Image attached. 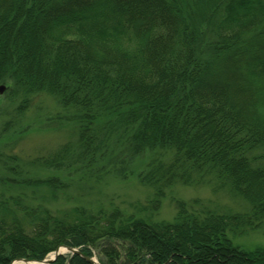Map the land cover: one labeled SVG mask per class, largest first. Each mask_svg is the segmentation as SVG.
<instances>
[{"label":"trees","instance_id":"obj_1","mask_svg":"<svg viewBox=\"0 0 264 264\" xmlns=\"http://www.w3.org/2000/svg\"><path fill=\"white\" fill-rule=\"evenodd\" d=\"M205 31L214 35L207 58L198 52ZM227 79L241 84L235 95L220 84ZM7 81L23 94L18 113L38 92L72 111L80 163L121 125L131 129L130 159L170 153L138 176L154 190L146 209L158 210L176 184L213 179L250 210L177 200L175 217L157 222L119 208L52 209L67 185L22 178L10 157L22 180H5L0 192V264L42 261L60 246L97 252L100 264H264V248L229 237L264 220V0H0ZM72 155L64 145L35 163L61 170ZM51 264L90 263L66 253Z\"/></svg>","mask_w":264,"mask_h":264},{"label":"rangeland","instance_id":"obj_2","mask_svg":"<svg viewBox=\"0 0 264 264\" xmlns=\"http://www.w3.org/2000/svg\"><path fill=\"white\" fill-rule=\"evenodd\" d=\"M213 41L214 35L205 31L198 49L205 58L213 54ZM234 76L232 73L231 79ZM231 83L227 79L220 84L232 86L234 91L231 94L235 95L241 84ZM11 85L12 82L7 81L4 93L0 94V192L7 191L5 180H22L9 169V164H12L10 157H16L19 160L16 172L22 171V178L44 179L55 176L67 185L52 209L77 205L94 211L100 208H119L125 214L139 212L141 216L157 222L171 221L175 217L177 200L187 203L197 201V206L203 204L219 213H246L250 210L246 200L234 195L227 186L213 179L194 186L176 184L166 190L158 210L146 209L154 198V190L142 184L138 176L150 163L157 160L168 161L170 153L147 150L130 159L128 144L131 129H123L121 125L97 149L95 158L93 155L80 163L81 160L76 157L77 131L72 111L64 108L54 96L38 92L26 98L27 108L18 113L16 109L21 104L23 94ZM64 145H69L73 155L61 170H49L35 163L37 158L48 157ZM90 159L94 161L88 168ZM26 193L30 195L29 190ZM229 237L235 245L245 250L264 248V220L257 229L242 235L229 234ZM95 253L94 259L99 261L100 258ZM51 257L52 255L49 258Z\"/></svg>","mask_w":264,"mask_h":264},{"label":"water","instance_id":"obj_3","mask_svg":"<svg viewBox=\"0 0 264 264\" xmlns=\"http://www.w3.org/2000/svg\"><path fill=\"white\" fill-rule=\"evenodd\" d=\"M6 89L5 85H1L0 86V94H3L4 91ZM71 253V254H78L82 257H84V259H86V261H88L90 264H98L97 261L94 258L91 257H85L78 249L75 248H71V247H67V246H61L59 247L53 254V256L49 259H44L40 262H36L34 261L33 264H50L52 263L54 260H56L60 255H63L64 253ZM18 262H21L22 264H30V261L26 260V259H16L12 262V264H16Z\"/></svg>","mask_w":264,"mask_h":264}]
</instances>
